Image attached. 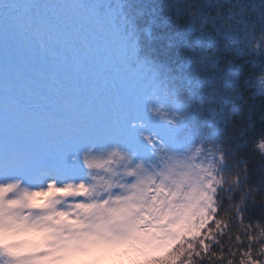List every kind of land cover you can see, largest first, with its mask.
<instances>
[{"label": "clouds", "instance_id": "9594fccd", "mask_svg": "<svg viewBox=\"0 0 264 264\" xmlns=\"http://www.w3.org/2000/svg\"><path fill=\"white\" fill-rule=\"evenodd\" d=\"M166 4L184 10L179 22L212 35L227 59H219L215 50L192 53L189 75L197 85L187 91L180 90L175 77L154 72L146 112L167 135L139 117L130 124L139 130L137 146L88 143L68 157L67 163L85 168L99 154L111 161L107 186L89 190L103 203L85 209L86 222L58 213L62 219L53 223L43 215L51 201L31 202L34 187L69 184L51 166V153L0 154V193L4 186L10 189L0 197V214L19 222L12 235L0 237V264H76L70 253H86L83 264H264V135L249 145L255 159L227 140L244 135L238 113L264 101V0ZM244 64L249 70L241 79ZM206 74L213 78L201 87ZM194 113H206V126L189 123ZM254 208L259 211L250 215ZM129 230L133 238H125Z\"/></svg>", "mask_w": 264, "mask_h": 264}, {"label": "trees", "instance_id": "16d2710c", "mask_svg": "<svg viewBox=\"0 0 264 264\" xmlns=\"http://www.w3.org/2000/svg\"><path fill=\"white\" fill-rule=\"evenodd\" d=\"M28 9L34 21L46 27L56 25L45 42L48 48H56L66 55L58 78L73 83L84 75L89 83L97 81L101 90L92 94L94 113H99L101 108L113 112L117 106L126 129L136 136L139 130L130 124L139 117L146 119L149 128L166 132L146 112L145 96L155 71L161 76L175 77L180 90L187 91L197 85L189 75L195 58L192 53L215 50L219 59H227L220 45L214 44L212 35L197 33L179 22L185 15L184 10H172L166 0H32ZM27 37H34V31L25 30L17 19L7 32L0 30V49L7 52L9 59H26L18 50L25 46ZM217 39L224 44L230 42L226 37ZM75 56L81 59L80 63H76ZM45 57L48 63L52 62L48 54L40 58ZM248 70L247 64L241 67V79ZM35 72L36 77L41 76L39 70ZM212 78L206 74L200 86H206ZM232 111L238 113L235 108ZM238 114L242 117L239 128L244 135L237 138L229 135L227 140L242 155L255 159L249 145L264 135V101L251 111ZM189 123L197 129L206 126V113H194ZM249 170L256 172L259 167L249 166ZM258 211L259 208H254L249 214L255 215Z\"/></svg>", "mask_w": 264, "mask_h": 264}, {"label": "rangeland", "instance_id": "374dc122", "mask_svg": "<svg viewBox=\"0 0 264 264\" xmlns=\"http://www.w3.org/2000/svg\"><path fill=\"white\" fill-rule=\"evenodd\" d=\"M30 0H18L20 5L19 17L26 21L29 26L35 29L36 39H24L26 46L18 50L26 59H20L15 64V59L7 58L6 51L0 49V154L15 152L21 156L40 157L49 151L59 153L64 159V179L69 180L67 185L51 184L47 188L34 187L32 189L34 196L32 203L48 205L43 210V215L53 218V223L62 219L58 213H63V219L68 221L86 222L85 209L103 203L93 196L89 195V190L93 187H106L105 175L111 177L112 165L109 158L103 154L96 155L89 160V167H82L77 163H67L68 157L83 148L86 144L81 145L74 150L77 141L88 135L91 130L102 122H116L125 128L123 116L119 111L109 112L103 108L98 112L87 108L84 101L92 99L91 92H76L77 90H86V87L78 85L69 86L68 82H62L55 74L60 69L62 62L52 63L47 74L42 76L44 89L41 95L30 96V77L26 69L22 68L20 63L25 65L33 62L31 70L42 66L37 62L38 46L37 42L42 45L45 53H50L49 57L55 60L57 55L61 53L56 49L47 50L44 43V37L47 33L46 28L41 23L35 24L28 19L29 12L26 11ZM27 19V20H26ZM50 27L47 30L52 31ZM25 38V37H24ZM50 51V52H49ZM20 55V56H21ZM5 57V58H4ZM30 57V59H29ZM4 58V59H3ZM39 60V59H38ZM7 61V62H6ZM19 62V63H18ZM44 64V60L42 61ZM19 64V66H18ZM46 66V70H47ZM81 81V80H80ZM96 83L93 87L96 92L101 89ZM84 87V88H83ZM12 101L18 105L19 111L12 110L11 107L6 111L5 103ZM119 110V109H118ZM97 113V114H96ZM101 118H98L100 117ZM127 132L130 134V130ZM132 135V139L138 136ZM120 143L119 140H109L99 144ZM102 160V163L100 162ZM91 175H87L88 173ZM11 173H9L10 175ZM59 176V175H58ZM85 178L91 180L92 183H84ZM4 191L0 193V197H7L10 189L4 186ZM83 195H77L81 190ZM41 194V195H38ZM47 194V195H42ZM10 203V201H5ZM117 210L125 207L124 205H113ZM101 221H97V224ZM19 227V222L7 214H0V237L5 233L12 235ZM80 233H77L79 235ZM111 235V233H105ZM125 238H133L132 231H128Z\"/></svg>", "mask_w": 264, "mask_h": 264}, {"label": "snow or ice", "instance_id": "6c2138e0", "mask_svg": "<svg viewBox=\"0 0 264 264\" xmlns=\"http://www.w3.org/2000/svg\"><path fill=\"white\" fill-rule=\"evenodd\" d=\"M20 5L17 3V0H4L3 3H0V30L7 32L9 27H11L14 22L17 20L19 13ZM11 107L14 111H19L18 105L14 101L11 103H5L4 108L7 111ZM135 111V109H132ZM131 127V126H130ZM132 128V127H131ZM161 135H167L166 132L161 131ZM109 140H119L130 146H137L133 141L131 135L127 132L126 128H123L116 122H102L96 125L88 135L82 137L80 141L76 142L74 150H77L81 145L88 143H102ZM53 158L50 161L51 166L55 170H61L64 165L63 157L55 152L49 151ZM45 153V154H47ZM41 195V194H38ZM47 195V194H42ZM31 246V244L29 245ZM86 253H70L68 258L76 262V264H83V257H86ZM95 259H103L104 257H93Z\"/></svg>", "mask_w": 264, "mask_h": 264}, {"label": "bare ground", "instance_id": "6f19581e", "mask_svg": "<svg viewBox=\"0 0 264 264\" xmlns=\"http://www.w3.org/2000/svg\"><path fill=\"white\" fill-rule=\"evenodd\" d=\"M62 170H63V169H61V170H56V172H58V173H59V172H60V171H62ZM58 173H57V174H58Z\"/></svg>", "mask_w": 264, "mask_h": 264}]
</instances>
